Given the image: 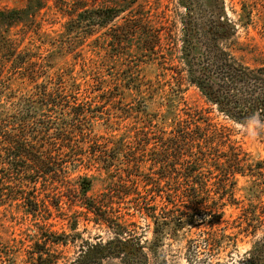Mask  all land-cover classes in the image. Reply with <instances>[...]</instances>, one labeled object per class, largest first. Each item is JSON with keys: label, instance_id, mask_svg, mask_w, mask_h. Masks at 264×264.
Here are the masks:
<instances>
[{"label": "rangeland", "instance_id": "374dc122", "mask_svg": "<svg viewBox=\"0 0 264 264\" xmlns=\"http://www.w3.org/2000/svg\"><path fill=\"white\" fill-rule=\"evenodd\" d=\"M139 3L143 23L160 37L148 48L139 34L145 26L121 38L112 34L126 22L127 9L106 22L69 25L74 17L54 0H0V264H38L39 254H48L33 250L48 234L60 237L47 244L58 264L117 238L75 193L87 177L88 195L100 197L119 182L117 173L126 177L120 167L136 155L131 179L139 190L154 188L145 185L146 176L159 180L162 190L152 188L154 197L136 201H129L136 194L115 197L130 230L120 238L131 264H238L264 239V122H241L220 111L190 80L184 53L186 31L197 43L202 24L220 15L237 42L236 56L263 64L264 0ZM190 114L204 127L223 130L219 148L240 152L239 168L226 170V156L214 151L197 165L193 160L197 169L188 182L175 172L161 176L153 146ZM144 141L147 148L137 149ZM20 150L46 161L48 170L17 155ZM191 186L201 201L194 208L182 193ZM121 256L102 264L130 263Z\"/></svg>", "mask_w": 264, "mask_h": 264}, {"label": "trees", "instance_id": "16d2710c", "mask_svg": "<svg viewBox=\"0 0 264 264\" xmlns=\"http://www.w3.org/2000/svg\"><path fill=\"white\" fill-rule=\"evenodd\" d=\"M54 1L58 9L74 17L69 21V25H78V23L81 24L84 21L87 22L88 25L106 22L108 19L120 15L127 9L129 13L125 16L126 22L114 27V32L112 33L114 36L121 38L122 34L129 33L130 35V33L132 34L139 28L145 26L144 30H141L139 34L141 37L145 36L147 48L154 44L156 39L157 41L160 39L158 32L154 31L153 27L149 26L147 23H143L144 18L143 14L140 13L139 0ZM98 19L100 20L97 21ZM223 21L225 20H223L220 15H217L202 24L200 39L196 41L197 43L194 41V32H190L189 30L188 32L186 31L185 41L188 45L185 46L184 53L185 56L189 58L187 62L189 65V78L200 87L209 101L215 103L219 107L220 111L227 113L229 116L241 122L248 121L254 117L264 122V63L258 66H252L236 56L234 52L237 47V42L234 40L233 32L224 29L223 26L225 23H223ZM224 43H226V45H224ZM1 74L2 69L0 67V75ZM190 117L191 118L184 119L183 122H180V125L171 135H162L159 138L158 144L153 146V148H158L153 149L157 150L156 153L158 154L156 159L154 158V162L159 163L161 176L173 177L167 173L175 172L177 175L182 174L184 180L188 182L190 178L194 176V172L197 169L193 160H195L197 165L199 161L202 162L207 159L206 155L214 153V151L218 158L220 156H226V161L229 165L226 170L230 172L233 171L234 168H239L241 160L239 157L240 152L232 147V151L229 154L225 151H221L219 148L220 142H224L223 130H219L217 127L215 129L204 127L197 123L198 118L191 114ZM199 118L204 119V117ZM7 137L13 139V135L11 134H8ZM218 137H220L219 141ZM214 142L216 144H214ZM147 145L148 143L144 141L136 146L137 149L144 151ZM17 155H22L38 162V165L45 171L49 168L46 161L35 157L36 155L33 153L20 150ZM138 157L139 155H136V159L133 163H129V160L124 162L125 164L120 168L126 172V177H124L122 171L117 173L119 182H113V184L108 187V191L102 193L100 197L94 198L88 195L89 186L91 185V180L89 178L85 177L82 180L83 182H80L79 189L76 191L75 196L83 200V205L89 212L94 213L97 219L107 222L109 226L116 229L117 238L109 240L108 242L98 241L90 244L88 249H83L71 264H102L103 258L113 255L121 256V254L125 258L126 255L121 251V245L126 243V240L120 237L123 233H129L130 230L128 226L121 221L123 217V214L120 213L121 209L113 205L114 202H116L115 197L118 196L126 200V197L130 195H138L129 199V201H136L140 196L145 199H147L149 195L154 197V193L151 191L153 187L145 188L146 194H143L139 190V181L137 179V181L131 179L133 169L139 166ZM190 161V164L183 167L185 162ZM179 164L182 165V170L178 168L177 165ZM107 166L108 164L106 167ZM19 169L20 168H18V170ZM145 180V185L151 183L152 186H154L153 191L155 190L157 194H161L159 193V190H162L159 180L151 176H146ZM127 181H131V185L128 184ZM193 189L196 191V188L191 186L187 191L182 192L186 196L184 204L192 208L201 202L199 201V197H196L194 194V191H191ZM177 190V188L174 189L175 192H177ZM177 194L178 193H175V195ZM165 196L169 202L175 204V199L173 198L174 194L172 192L165 191ZM135 206L137 207L138 203ZM143 207L146 209L149 208L148 206ZM218 208L219 207L216 206L217 211L219 210ZM138 209L142 210L141 207ZM211 214L213 215V213ZM246 217H249L247 212ZM59 239L60 237H52L48 234L47 239L42 243L37 241L33 251L42 252L46 250L45 252L48 254L46 257H43L40 253L37 260L38 264H58V256L49 253L50 251L47 248V244L49 242L58 243ZM116 243H118V246H116ZM126 258L128 262H130L129 256H126ZM129 264H131V262ZM238 264H264V239L255 244L253 248L249 250L247 256L241 259Z\"/></svg>", "mask_w": 264, "mask_h": 264}]
</instances>
